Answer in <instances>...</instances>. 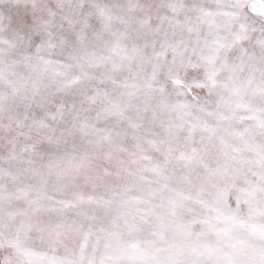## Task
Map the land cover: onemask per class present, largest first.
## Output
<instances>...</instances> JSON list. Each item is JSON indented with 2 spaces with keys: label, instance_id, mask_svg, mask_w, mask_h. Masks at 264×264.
I'll use <instances>...</instances> for the list:
<instances>
[{
  "label": "snow or ice",
  "instance_id": "snow-or-ice-1",
  "mask_svg": "<svg viewBox=\"0 0 264 264\" xmlns=\"http://www.w3.org/2000/svg\"><path fill=\"white\" fill-rule=\"evenodd\" d=\"M0 264H264V0H0Z\"/></svg>",
  "mask_w": 264,
  "mask_h": 264
}]
</instances>
